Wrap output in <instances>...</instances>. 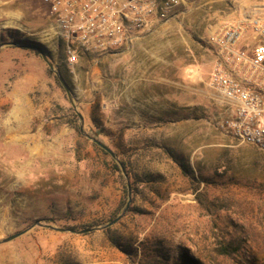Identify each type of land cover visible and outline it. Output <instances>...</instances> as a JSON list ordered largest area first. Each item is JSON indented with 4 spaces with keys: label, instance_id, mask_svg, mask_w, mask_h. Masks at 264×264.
I'll return each mask as SVG.
<instances>
[{
    "label": "rangeland",
    "instance_id": "1",
    "mask_svg": "<svg viewBox=\"0 0 264 264\" xmlns=\"http://www.w3.org/2000/svg\"><path fill=\"white\" fill-rule=\"evenodd\" d=\"M211 1L71 71L41 42L50 0H0V264H264V157L208 86L213 22L264 0Z\"/></svg>",
    "mask_w": 264,
    "mask_h": 264
},
{
    "label": "built area",
    "instance_id": "2",
    "mask_svg": "<svg viewBox=\"0 0 264 264\" xmlns=\"http://www.w3.org/2000/svg\"><path fill=\"white\" fill-rule=\"evenodd\" d=\"M184 0H50L41 36L71 71L86 56L100 61L129 51L156 26L178 18ZM217 56L208 86L217 128L264 157V14L254 10L209 39ZM250 46V48L248 47ZM247 47V49H244ZM189 77L194 75L190 71Z\"/></svg>",
    "mask_w": 264,
    "mask_h": 264
},
{
    "label": "crops",
    "instance_id": "3",
    "mask_svg": "<svg viewBox=\"0 0 264 264\" xmlns=\"http://www.w3.org/2000/svg\"><path fill=\"white\" fill-rule=\"evenodd\" d=\"M202 1H207V3H204L203 4V7L204 8H206V9H208L211 5H212V1L211 0H202ZM250 14H247L246 13V11L245 10H241V12L239 13L238 12V14H237V16H228L226 19H225V17H222V16H220V19H218L217 21H214L213 22V24H212V26H214L215 25V27H214V29L216 28V30L211 34V35H213L216 31H218V30H220V29H222L223 27H225L227 24H228V22H230V21H233V20H236V19H238V18H246V17H248ZM155 32V30H153V31H150V32H148L147 34H145V35H143L138 41H136L135 43H134V45L132 46V48L129 50V51H125V52H122V53H118V54H123V53H129V52H131L132 50H133V48L136 46V44L141 40V39H143L145 36H148V35H150V34H152V33H154ZM211 37V36H210ZM210 37H209V39H210ZM208 42H209V40H208ZM215 52V51H214ZM118 54H115V55H118ZM113 56V55H112ZM216 58H217V56H215L213 59V63L215 62V60H216ZM193 78H195L196 80H201V76H200V73H197L196 71H195V74L193 75Z\"/></svg>",
    "mask_w": 264,
    "mask_h": 264
},
{
    "label": "water",
    "instance_id": "4",
    "mask_svg": "<svg viewBox=\"0 0 264 264\" xmlns=\"http://www.w3.org/2000/svg\"><path fill=\"white\" fill-rule=\"evenodd\" d=\"M11 45H12V44H11ZM0 48H1V47H0ZM41 56H42L43 60L48 64L49 68H50L51 70L55 71V70H54V66H53V64L49 61L48 57H47L43 52H41ZM57 76L59 77L62 86H63L64 89L66 90V92H67V94H68V96H69V99L71 100V102H73V101H72V98H71V94H70V90H69L68 85L66 84V82L63 80V78H62L60 75L57 74ZM79 117H80V119L83 121V117H82V115H79ZM94 142L97 143L101 148H103V149H104L107 153H109L112 157H115V154H114L109 148H107L106 146L102 145L101 143H99V142H97V141H94ZM128 206H129V205H128ZM127 208H128V207H127ZM119 220H120V218L116 219L115 221H113V222H112L110 225H108L107 227H110V226L116 224ZM36 225H40V223L38 222ZM107 227H106V228H107ZM19 236H20V234H17V235H14V236H12V237H9L8 239H6V240L4 241V243H6V242H11V241L15 240L16 238H18Z\"/></svg>",
    "mask_w": 264,
    "mask_h": 264
},
{
    "label": "trees",
    "instance_id": "5",
    "mask_svg": "<svg viewBox=\"0 0 264 264\" xmlns=\"http://www.w3.org/2000/svg\"><path fill=\"white\" fill-rule=\"evenodd\" d=\"M26 44H28V45H36V43L35 42H33V41H30V40H27V41H20V42H15V43H12V45H16V46H24V45H26ZM25 47V46H24ZM49 74H52L51 73V70H49ZM77 119V118H76ZM182 166V165H181ZM116 168H117V170L119 171V172H121V170L122 169H120L119 168V166L116 164ZM182 168H184L183 166H182ZM122 173H123V171H122ZM127 198V197H126ZM127 200V199H126ZM123 206H125L126 205V203H123L122 204ZM73 230H77V228H72ZM112 241L114 242V244H115V246H117L116 245V243H115V240L114 239H112ZM181 261H182V264H200L199 262H197V261H195V260H193V259H191L187 254H183L182 256H181Z\"/></svg>",
    "mask_w": 264,
    "mask_h": 264
}]
</instances>
